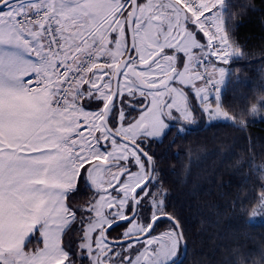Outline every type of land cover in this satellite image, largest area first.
I'll return each instance as SVG.
<instances>
[{"label": "snow or ice", "instance_id": "snow-or-ice-1", "mask_svg": "<svg viewBox=\"0 0 264 264\" xmlns=\"http://www.w3.org/2000/svg\"><path fill=\"white\" fill-rule=\"evenodd\" d=\"M228 8L0 0V264H184L150 149L199 119L245 126L220 102L225 66L246 56ZM81 181L92 195L76 208ZM256 203L264 216V188Z\"/></svg>", "mask_w": 264, "mask_h": 264}, {"label": "trees", "instance_id": "trees-1", "mask_svg": "<svg viewBox=\"0 0 264 264\" xmlns=\"http://www.w3.org/2000/svg\"><path fill=\"white\" fill-rule=\"evenodd\" d=\"M226 3L234 17L231 37L246 56L226 66L220 102L245 126L197 124L152 149L168 211L186 236L184 264H264V223L249 222L264 188V117L251 111L264 112V0ZM91 195L81 181L72 206L82 207Z\"/></svg>", "mask_w": 264, "mask_h": 264}, {"label": "rangeland", "instance_id": "rangeland-1", "mask_svg": "<svg viewBox=\"0 0 264 264\" xmlns=\"http://www.w3.org/2000/svg\"><path fill=\"white\" fill-rule=\"evenodd\" d=\"M201 37H202V39H204V38H203V34H201ZM205 42H206V39H205ZM232 59H233V58H232ZM225 67H226V66H225ZM226 82H227V76H226V78H225V80H224L223 85H221L220 96H221V94H222V91H223V88H224ZM192 99H193V102H194V104H195L196 102H195V96H194V94H192ZM212 99H213V103H215V98L213 97ZM253 115H254V117L257 119V118H260V117H264V112H254ZM216 121H219V122H231V121L224 120V119H219V120H216ZM216 121H213V122H216ZM211 123H212V122H211ZM198 124L207 125V124H210V123L207 122L206 118H204V119H199V123H198ZM252 213H253V212H252ZM249 222H250V223H264V216H259V215H258V216H256V217L254 218L253 215L251 214L250 217H249ZM126 227H127V226H125V227L123 228L122 233H123V231L126 229Z\"/></svg>", "mask_w": 264, "mask_h": 264}, {"label": "flooded vegetation", "instance_id": "flooded-vegetation-1", "mask_svg": "<svg viewBox=\"0 0 264 264\" xmlns=\"http://www.w3.org/2000/svg\"><path fill=\"white\" fill-rule=\"evenodd\" d=\"M156 143H158V142H155V143L152 144L151 149H150L151 152H152V149L154 148V146H155ZM166 223H167V221H166ZM125 226H127V222H126V223H122V224H120L119 226H117L116 228L110 230V235H111L112 237H116V236L121 235V234H122V230H123V228H124ZM115 229H118V232L115 233V234H113L112 232H113V230H115ZM186 251H187V247H186Z\"/></svg>", "mask_w": 264, "mask_h": 264}, {"label": "water", "instance_id": "water-1", "mask_svg": "<svg viewBox=\"0 0 264 264\" xmlns=\"http://www.w3.org/2000/svg\"><path fill=\"white\" fill-rule=\"evenodd\" d=\"M122 223H126V222H121V224H122ZM116 227H117V226H114L112 229H114V228H116ZM112 229H110V230H112ZM110 230H109V231H110ZM185 255H186V251H185V254H184V258H185Z\"/></svg>", "mask_w": 264, "mask_h": 264}]
</instances>
